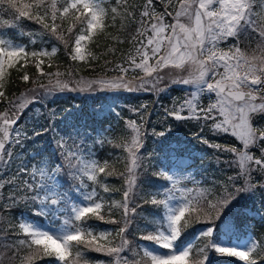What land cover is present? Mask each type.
I'll use <instances>...</instances> for the list:
<instances>
[{
  "label": "snow or ice",
  "instance_id": "snow-or-ice-1",
  "mask_svg": "<svg viewBox=\"0 0 264 264\" xmlns=\"http://www.w3.org/2000/svg\"><path fill=\"white\" fill-rule=\"evenodd\" d=\"M30 25L36 30L26 31ZM24 37L26 44L20 42ZM100 37L111 43L97 55L91 48ZM125 42L128 49L117 60L104 59V72L94 78L76 79L72 67L61 71L55 63L59 45L79 65L115 55ZM13 72L24 87L9 95ZM173 86L184 96L164 109L160 123L199 124L194 138L227 157L216 156L233 171L224 180L204 187L184 161H157L147 141L165 143L172 129L149 132L148 117L141 115L146 104L130 109L139 122L125 119L123 128L110 125L98 138L76 124L60 129L49 120L44 127L39 109L30 130L28 121L20 124L31 105L57 93L160 96ZM0 106V264H105L90 253L111 258V264H212L213 252L218 264L220 258H229L225 264L264 262L258 255L264 234L254 238L242 227L239 218L250 209L238 204L257 190L264 194V0H0ZM112 110L102 103L97 111ZM205 129L211 137L202 135ZM48 132L50 156L42 155L43 146L27 150ZM224 136L236 143L215 142ZM98 144L119 152L101 161ZM149 172L154 179L145 191L141 177ZM111 176L123 180L121 188L109 187L105 180ZM120 192V200L107 199ZM145 205L150 216L141 211ZM233 205L237 211L230 215ZM137 216L145 220L137 231L146 243L128 239ZM94 221L120 226L98 231ZM204 222L211 226L182 239ZM199 240L204 243L196 248Z\"/></svg>",
  "mask_w": 264,
  "mask_h": 264
},
{
  "label": "trees",
  "instance_id": "trees-1",
  "mask_svg": "<svg viewBox=\"0 0 264 264\" xmlns=\"http://www.w3.org/2000/svg\"><path fill=\"white\" fill-rule=\"evenodd\" d=\"M36 28L37 26L30 25L26 27L25 30H36ZM109 32L115 33V29H109ZM45 39H47V37H45ZM241 40L243 41V37H241ZM20 42L26 44L28 40L26 37H24L20 39ZM110 43V40H106L104 39V37H100L98 40L99 46L93 45L91 50L98 55L101 52H104L106 47ZM48 46L50 47L51 45ZM241 46H243V43ZM116 47L117 53L115 55L105 56L101 60L91 62L90 64L80 63L79 65H75L64 54L63 45H59L60 51L57 53L55 63L60 66L61 71H66L69 67H72L76 79H79L83 76L84 78H87L92 75H100L104 72V69L102 67L103 60H117L119 58L120 52L123 50H127L129 45L127 42H125L123 44L117 45ZM108 67L110 68L111 65H109ZM45 70L48 69L46 68ZM28 71L30 74L35 73V68L29 67ZM111 73L113 72H107V75ZM12 79L14 83L10 85L8 93L9 95H11L13 92L19 94V92L23 90L24 86L19 83L17 79V74L15 75L14 72L12 73ZM183 92L184 91L182 89L175 86H173L167 93L161 94L160 96H156L155 94L151 93L134 95L128 92L107 94L68 92L64 95H53L40 103H34L24 113V117L23 119H21L20 124H24L25 121H28L27 128L30 130L34 125L37 124L36 110L39 109L40 113H42L39 118L40 123L43 124L44 127H47L49 120H51L53 124L57 125L60 129H64L65 125L76 124L78 127H80L81 133H89L93 138H98V134L103 133L104 129L109 128L110 125L116 126L117 124H119V128H123L125 119L133 118L139 121V117L135 113L130 111V109L139 108L141 104H146L147 108L141 112V115L148 117V123L146 127L149 132L153 127H155L157 131H161L171 125L172 131L179 134L176 135L175 138L179 136V139L181 138L179 142L183 141L181 145L182 148L189 149L190 151L193 149L196 153L194 155L195 161L197 160L195 164L197 166H200L198 168L200 174H202L203 165L210 170L209 172L203 174L204 182L202 184H207L209 183V181L211 182L212 180L222 181L225 179V174L230 172V170L220 168L216 169L214 165L217 164L218 166L221 165L222 167H224V163H217L216 156H220L221 160L226 159L227 157L220 153H216L211 148H208L207 146L200 143L197 138H194L193 133L200 134L199 124L194 121L179 122L171 119H169L167 123H160V121L164 117V109L170 108L172 106L174 98H182L184 96ZM102 103L109 106L113 110L111 112H98L97 110L99 109ZM0 110H2V106H0ZM29 117H32L30 121L28 120ZM93 129H96V131H93ZM36 130L39 131L40 128L37 127ZM115 134H120L119 129H117ZM29 135H31V131H29ZM52 135V132H48L45 135H42L35 141V145L29 142L27 144V150L39 151L40 147L43 146L44 151L42 155L45 153L46 155L50 156L53 151V145L51 143ZM108 135L111 139L113 134L109 133ZM202 135L208 138L211 137L212 134L208 132L207 129H205ZM155 139L156 138L148 139L146 145L147 149H155L157 161L165 158V156L170 157L171 153L174 152L173 150L175 149L173 144H171L170 142H177L176 139L167 140L165 143L162 144L155 143ZM215 142L227 145L236 143V141L227 136L217 138ZM95 151L97 153V158L101 161L105 159H111L119 152V150H113L111 146L107 144L96 145ZM117 168L118 170H123V165L118 164ZM210 172H212L213 174L216 172L217 173L216 175H213ZM211 177L213 178L212 180ZM149 178L154 179L153 177H151V172H149L148 177H141V179L144 181L142 186L145 191H148L150 187L147 182ZM105 182L109 185V187L113 189L121 188L123 184V180L116 176L106 178ZM7 194L8 190L7 188H5L4 195L6 196ZM140 195L143 196V193H140ZM121 198L122 192L115 193L112 196L107 197L108 200H120ZM136 203H141V200L138 198L136 200ZM238 204L239 206L250 209L251 211L248 212L246 217L241 216L239 218V222L241 223L242 227L250 228V232H252L254 236H256V238L261 237V235L264 234V219L261 218V216L264 215V194L257 190L256 194L253 197H245L244 199L240 200ZM20 210H23V208L21 207ZM105 211H107V209H105ZM141 211L144 213L145 216H150L152 209L150 208V206L145 205L144 208L141 209ZM236 211L237 205L235 207H232L230 215L235 214ZM18 214V212L13 213V215ZM4 215L7 218L8 213H4ZM113 215L118 219L120 216V212H114ZM93 223L97 225V230L105 227H110V230L114 231V229H117L120 226L113 224H105L100 221H94ZM144 223L145 220L141 219L139 216L136 217L128 235L129 240H133L135 238L136 242L139 241V236L141 235V233L137 231V225L143 227ZM204 223L206 224L207 222ZM197 225L198 224H194L192 228L188 229L186 231V235H184L182 239L185 240L194 235L196 229L195 226ZM222 227L223 225H221V228ZM203 243V240L195 241L196 248L201 247ZM259 252L260 253H258V255H264V247H262ZM127 254L130 253H125V255ZM193 256L195 258V249L193 250ZM89 258L92 260H102L105 262L109 260V257H106L101 253H90ZM129 259H131V256L129 257ZM211 259L212 264H218L217 257L214 256L211 257ZM227 259L229 258H220V264H225ZM262 264H264V262H262Z\"/></svg>",
  "mask_w": 264,
  "mask_h": 264
},
{
  "label": "rangeland",
  "instance_id": "rangeland-1",
  "mask_svg": "<svg viewBox=\"0 0 264 264\" xmlns=\"http://www.w3.org/2000/svg\"><path fill=\"white\" fill-rule=\"evenodd\" d=\"M243 41H244V38H243ZM231 42H233V41H230V43ZM224 47H226V45H223ZM244 46V45H243ZM242 46V47H243ZM50 48V47H49ZM29 69V68H28ZM27 69V70H28ZM35 72V71H34ZM14 74L16 75L17 73L16 72H14ZM116 73H111V74H109V76H111V75H115ZM97 75H92V76H90V77H87V78H94V77H96ZM84 77V76H83ZM175 87H179L180 89H181V87L180 86H175ZM65 93H68V92H64V93H57V94H54V95H64ZM86 93H88V92H86ZM102 94V93H101ZM105 94H107V93H105ZM132 94H144V93H132ZM183 95H184V92H183ZM205 104L208 102L206 99L203 101ZM131 119H133V118H131ZM139 122V121H138ZM176 135H179L178 133H176V132H174V131H171V134H170V136L168 137V140H170V139H176V141H179V136H177V138H175L176 137ZM87 143H91V141L89 140V141H87ZM213 150V149H212ZM43 156H48V155H46L45 153L43 154ZM172 159H174V160H176V161H184L185 162V164L184 165H182L184 168H185V170H186V172H188V173H191V174H193L194 176H195V178H196V180H199V181H203V179L200 177V173L198 174V172H199V170H198V167L196 166V164H194L193 163V160H194V155H193V153H188L187 151H184L183 153H181L180 155H177V156H173V158ZM200 167V166H199ZM214 167L217 169V168H220V169H227V166L224 164V167H222L221 165L220 166H218L217 164H215L214 165ZM210 170L209 169H207L206 168V166H202V174H204V173H206V172H209ZM211 174H213L212 172H210ZM217 173V172H216ZM216 173H214L213 175H216ZM233 174V171L232 170H230V172H228V173H226L225 174V178L227 177V176H230V175H232ZM213 178L211 177V180H212ZM256 181L255 180H253V183H255ZM210 183V182H209ZM208 186H209V184H207ZM188 187H192L193 185L191 184V183H189L188 185H187ZM201 186H206V185H203V184H201ZM207 187V186H206ZM234 207L236 206V205H233ZM251 212V211H250ZM206 226H211L210 224H205V223H201L200 225H198L197 227H196V232H195V234H194V236L191 238V239H189V240H192L197 234H198V232L201 230V229H203L204 227H206ZM103 230H110V227L108 228V227H105V228H102V229H99L98 231H103ZM115 230V229H114ZM250 234L254 237V238H256V236H254V234L252 233V232H250ZM139 243H146V242H143V241H138ZM203 245V244H202ZM201 245V246H202ZM260 253V252H259ZM129 257L131 256L130 254H127ZM216 257V254L213 252V253H211V257ZM105 264H111V258H109V260L107 261V262H105Z\"/></svg>",
  "mask_w": 264,
  "mask_h": 264
}]
</instances>
